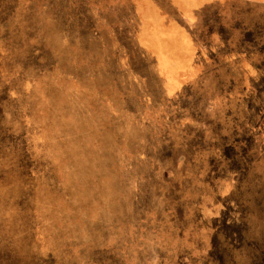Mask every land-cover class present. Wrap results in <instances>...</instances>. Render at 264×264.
Returning <instances> with one entry per match:
<instances>
[{"label":"rangeland","instance_id":"rangeland-1","mask_svg":"<svg viewBox=\"0 0 264 264\" xmlns=\"http://www.w3.org/2000/svg\"><path fill=\"white\" fill-rule=\"evenodd\" d=\"M151 1L0 0V264H264V0L182 21L175 93Z\"/></svg>","mask_w":264,"mask_h":264},{"label":"crops","instance_id":"crops-1","mask_svg":"<svg viewBox=\"0 0 264 264\" xmlns=\"http://www.w3.org/2000/svg\"><path fill=\"white\" fill-rule=\"evenodd\" d=\"M140 1V0H139ZM170 2L181 1L195 4V6L186 9L185 11H178L176 15H169L160 10L154 2L148 3L147 6H142L144 16L140 32L142 34L141 46L147 49L150 54H154L159 66L163 79L168 85V91L175 93L180 89L182 82L194 80L202 73V67L196 62L198 56V44L194 39L187 26L182 23L183 20L194 24L198 19L196 13L208 5L218 4L227 0H167ZM246 1V0H245ZM251 2V1H250ZM197 11V12H196ZM156 30L159 34H163L165 49L172 48V65L176 70H165L162 67L161 58L153 50L151 43V35ZM167 53V52H166ZM174 54V55H173ZM177 66H176V65Z\"/></svg>","mask_w":264,"mask_h":264}]
</instances>
